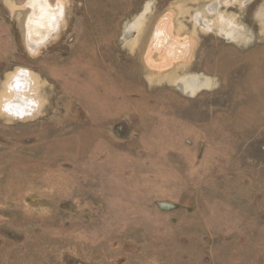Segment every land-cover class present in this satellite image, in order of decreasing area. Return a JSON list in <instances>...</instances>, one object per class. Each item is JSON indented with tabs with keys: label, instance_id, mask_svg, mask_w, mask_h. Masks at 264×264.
<instances>
[{
	"label": "rangeland",
	"instance_id": "obj_1",
	"mask_svg": "<svg viewBox=\"0 0 264 264\" xmlns=\"http://www.w3.org/2000/svg\"><path fill=\"white\" fill-rule=\"evenodd\" d=\"M36 1L0 0V264H264V0H42L35 40Z\"/></svg>",
	"mask_w": 264,
	"mask_h": 264
},
{
	"label": "bare ground",
	"instance_id": "obj_2",
	"mask_svg": "<svg viewBox=\"0 0 264 264\" xmlns=\"http://www.w3.org/2000/svg\"><path fill=\"white\" fill-rule=\"evenodd\" d=\"M34 6H35L34 10H35L36 14L33 15L34 17H33V20L31 21V24L29 27L30 33H31L30 37L32 39L39 40V39H42L44 36L46 38L45 32L47 29L51 28V22L53 19H52V15L50 14V12H52V11L49 12V10L48 11L44 10L45 6H44V2H42V0H37L35 2ZM37 43H39V42H37Z\"/></svg>",
	"mask_w": 264,
	"mask_h": 264
}]
</instances>
